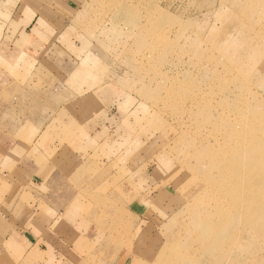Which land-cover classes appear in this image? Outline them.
Instances as JSON below:
<instances>
[{"label": "rangeland", "instance_id": "374dc122", "mask_svg": "<svg viewBox=\"0 0 264 264\" xmlns=\"http://www.w3.org/2000/svg\"><path fill=\"white\" fill-rule=\"evenodd\" d=\"M72 1L70 9L68 0H21L13 12L40 7L56 32L48 41L50 70L34 78L49 88V99L90 94L82 102L90 121L79 126H91V139L76 137L71 146L80 156L92 154L81 183L85 190L91 183L97 198L85 210L101 218L84 217L83 240L59 263L264 264V169L261 208L238 213L224 242L206 238L214 250L201 248L190 211L207 195L204 148L223 145L228 127L238 132L246 119L264 114V0ZM10 16L0 8L3 20ZM99 121L106 139L93 137L102 131H93ZM259 125L254 133L264 136V121ZM47 135L60 140L55 121L42 148ZM57 152L45 155L55 161ZM64 154L61 148L59 159ZM52 255L39 261L33 251L6 248L0 264H46Z\"/></svg>", "mask_w": 264, "mask_h": 264}, {"label": "crops", "instance_id": "0c3cea01", "mask_svg": "<svg viewBox=\"0 0 264 264\" xmlns=\"http://www.w3.org/2000/svg\"><path fill=\"white\" fill-rule=\"evenodd\" d=\"M20 1L0 0V8L11 13L7 20L0 17V255L6 248L20 249L25 256L33 251L37 260L43 261L45 253H53L56 257L46 264H64L59 258L84 238L83 229L89 224L84 217L101 218L95 209L85 210L96 196L88 191L91 183L86 190L81 183L84 171L91 170L92 154L80 156L75 145L71 146L76 137L82 143L91 139V126H79L81 121H90L89 108L82 103L90 94L49 99V88L35 83L38 73L50 70L48 41L55 40L56 32L40 17V7L23 16L14 15L22 6ZM70 1L67 6L71 9L75 2ZM43 31L47 32L42 35ZM64 72L67 79L75 69ZM56 91L59 93V87ZM53 121L56 138L66 139L54 141L47 135L48 146L42 148L39 141ZM99 122L93 131L103 129V121ZM78 126L79 131H75ZM63 127L68 128L62 131ZM59 129L66 137L60 138ZM105 132L93 137L106 139ZM52 147L59 152L64 148L63 158L59 159V152L55 161L48 158L45 152ZM79 191L86 192L87 198Z\"/></svg>", "mask_w": 264, "mask_h": 264}, {"label": "bare ground", "instance_id": "6f19581e", "mask_svg": "<svg viewBox=\"0 0 264 264\" xmlns=\"http://www.w3.org/2000/svg\"><path fill=\"white\" fill-rule=\"evenodd\" d=\"M245 121L243 129L238 132L228 127L224 135L226 143H216L213 147L204 148L201 153V159L208 161L202 167L207 171L205 178L209 177L205 183L208 189L202 203L190 210L195 218L191 226L194 232H198L201 248L209 251L214 247L206 238L216 237L224 242V236L234 225L235 216L238 213L247 214L252 204L255 210H259L261 205L260 190L257 188L264 169V136L254 133V130H262L259 123L264 121V114L259 113Z\"/></svg>", "mask_w": 264, "mask_h": 264}]
</instances>
